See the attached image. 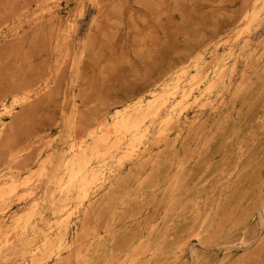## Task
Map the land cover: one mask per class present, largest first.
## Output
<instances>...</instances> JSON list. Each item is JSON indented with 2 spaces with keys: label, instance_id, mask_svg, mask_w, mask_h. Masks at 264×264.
<instances>
[{
  "label": "rangeland",
  "instance_id": "1",
  "mask_svg": "<svg viewBox=\"0 0 264 264\" xmlns=\"http://www.w3.org/2000/svg\"><path fill=\"white\" fill-rule=\"evenodd\" d=\"M89 263L264 264V0H0V264Z\"/></svg>",
  "mask_w": 264,
  "mask_h": 264
},
{
  "label": "bare ground",
  "instance_id": "2",
  "mask_svg": "<svg viewBox=\"0 0 264 264\" xmlns=\"http://www.w3.org/2000/svg\"><path fill=\"white\" fill-rule=\"evenodd\" d=\"M257 3V2H256ZM248 14V13H247ZM205 69V68H204ZM198 76V75H197ZM196 83H198V82H196ZM191 87V86H190ZM189 88V87H188ZM155 99V98H154ZM159 104V103H158ZM158 106V105H157ZM160 107V106H159ZM144 107H143V105H139L138 106V108L136 109V110H134L133 112H131V111H127V110H125V111H123L122 113H121V115H120V118L118 119V120H116L114 123H113V125L111 126V127H117V128H125V127H128V126H130V125H133L134 123H135V121H137L136 120V117L137 116H139V115H141V114H143L144 113V109H143ZM157 108V107H156ZM154 110H156V109H154ZM152 111V110H151ZM153 115V114H152ZM146 116V115H145ZM144 118V117H143ZM145 119V118H144ZM104 120V119H103ZM99 122V121H98ZM105 122V121H104ZM101 123V122H100ZM106 123V122H105ZM102 124H104V123H102ZM107 124H109V123H107ZM97 125V124H96ZM98 126V125H97ZM109 126V125H108ZM93 128V127H92ZM96 128V127H95ZM108 128V127H107ZM91 129V128H90ZM106 129V128H105ZM82 131V130H81ZM95 131V130H94ZM105 132H107V131H105ZM104 132V133H105ZM78 133V132H77ZM103 133V134H104ZM95 135V134H94ZM81 136V135H80ZM79 136V137H80ZM100 136H102V135H99V137ZM107 136V135H106ZM104 137V136H103ZM82 138V137H81ZM83 140V139H82ZM81 140V141H82ZM100 141H102V138H100V139H95L94 138V136L92 137V140L89 142V143H87V144H85V146H83V147H79V151H81V152H77L76 153V156H77V162L76 163H78V164H80L81 162H82V158H84V157H86V156H84L85 155V152L86 151H88L89 153L91 152V151H93L94 150V148H95V146L97 145V143H99ZM80 142V141H79ZM81 143V142H80ZM80 143H78V144H80ZM76 145V144H75ZM81 145V144H80ZM79 145V146H80ZM100 146V145H99ZM75 147H77L78 148V146H75ZM73 148V147H72ZM74 150V149H73ZM97 152H98V149H97ZM87 153V152H86ZM91 154V153H90ZM87 155H89V154H87ZM84 162V161H83ZM84 163H87V161L86 162H84ZM89 163V162H88ZM86 165V164H85ZM80 166H82V165H80ZM85 167V166H84ZM80 168V167H79ZM77 171H79L78 169H76ZM75 170V171H76ZM75 171H73V172H75ZM80 173V172H79ZM76 241V240H75ZM50 243V242H49ZM43 244H44V242H43ZM83 245V244H82ZM81 247H83V246H81ZM80 248V247H79ZM81 249V248H80ZM47 250V249H46ZM76 251H78V250H76ZM81 253V252H80ZM48 254V253H47ZM78 254V253H77ZM77 258V257H76ZM78 258H80V257H78ZM86 261H88L87 260V257H86ZM90 264V263H89Z\"/></svg>",
  "mask_w": 264,
  "mask_h": 264
}]
</instances>
